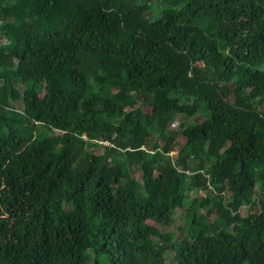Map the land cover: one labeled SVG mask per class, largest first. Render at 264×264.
<instances>
[{"label": "trees", "instance_id": "trees-1", "mask_svg": "<svg viewBox=\"0 0 264 264\" xmlns=\"http://www.w3.org/2000/svg\"><path fill=\"white\" fill-rule=\"evenodd\" d=\"M17 158L0 264H264V0H0Z\"/></svg>", "mask_w": 264, "mask_h": 264}, {"label": "rangeland", "instance_id": "rangeland-1", "mask_svg": "<svg viewBox=\"0 0 264 264\" xmlns=\"http://www.w3.org/2000/svg\"><path fill=\"white\" fill-rule=\"evenodd\" d=\"M154 8L157 9L158 7H154ZM185 120H186L185 117H183L182 115H179L174 121V123L172 124L170 130H176L178 126L177 124L185 122ZM189 121L190 119L186 120V122H189ZM176 142L179 144L182 143V140L179 136L177 137ZM99 150L101 151V149ZM18 162H19V158H17L16 161L13 160L12 162L7 163L6 166L0 169V189L5 190V194L9 197L12 208L18 207L21 209H26L29 205H32L35 201L33 197V193H31L29 190L20 191L18 193H15L14 189H12L10 185L11 173L13 169L15 168V164H18ZM134 176L139 178V172L138 171L135 172ZM210 190L211 192H209L208 189L207 191L206 190H198L197 192L191 191L189 194V197H187L189 198V200L187 201L190 202L193 196H197V198L205 197L204 198V201H205L206 198H210V196L213 195L217 191V188L216 186L211 185ZM208 206L209 204L207 205V207L206 206L201 207L200 212L204 213V211L207 210ZM247 210H248L247 206H242L240 207L238 212L240 213L241 216H245ZM174 215H175L176 223L174 224V226H172V228H174V235L177 236V235H181L182 228L187 227L188 224L186 222V217L181 208L176 209ZM177 226H179V228H176Z\"/></svg>", "mask_w": 264, "mask_h": 264}, {"label": "built area", "instance_id": "built-area-1", "mask_svg": "<svg viewBox=\"0 0 264 264\" xmlns=\"http://www.w3.org/2000/svg\"><path fill=\"white\" fill-rule=\"evenodd\" d=\"M208 188L210 189V188H211V186H209ZM212 190H213V189H212ZM209 191H211V190H209Z\"/></svg>", "mask_w": 264, "mask_h": 264}]
</instances>
